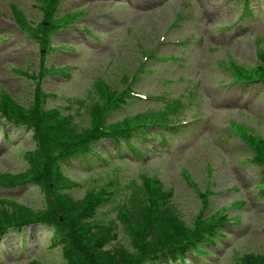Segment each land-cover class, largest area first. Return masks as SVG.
<instances>
[{
	"label": "rangeland",
	"instance_id": "1",
	"mask_svg": "<svg viewBox=\"0 0 264 264\" xmlns=\"http://www.w3.org/2000/svg\"><path fill=\"white\" fill-rule=\"evenodd\" d=\"M259 3L264 7V0L254 1L256 10ZM240 6L234 0H0V130L15 128L10 140L0 135V221L13 229L2 237L0 264H120L121 251L132 262L174 261L185 250L173 249L174 241L192 236L194 243L197 229L210 226L220 231L219 244L196 263L264 264V198L255 187L264 160L246 140L257 138L264 147V80L225 90L233 67L264 73V11L211 34L215 23L233 21ZM213 44L219 47L207 50ZM178 50L183 60L175 62ZM32 73L40 77L44 108L63 116L31 112ZM172 98L185 103L179 117H189L174 133L156 124ZM60 118L66 130L56 126ZM93 126L89 147L107 161L94 154L82 164L62 159L76 150L65 133ZM113 130L126 133L98 140ZM160 130L171 134L166 148L142 139ZM117 140H124V157L126 141L140 149L137 161L116 157ZM48 171L58 177L57 190L51 181L42 184ZM20 175L26 180L11 184ZM43 210L47 216L30 218ZM227 221L237 224H222ZM23 242L28 249L18 255ZM105 252L120 253L111 259Z\"/></svg>",
	"mask_w": 264,
	"mask_h": 264
},
{
	"label": "trees",
	"instance_id": "2",
	"mask_svg": "<svg viewBox=\"0 0 264 264\" xmlns=\"http://www.w3.org/2000/svg\"><path fill=\"white\" fill-rule=\"evenodd\" d=\"M243 1H244L243 14H245V15L241 16L239 20L243 19L244 17H248L254 13V10L250 9L248 6L250 0H243ZM20 22H21V24L18 22V25L20 27L27 28L23 21H20ZM227 26H229V25H226V28H227ZM217 28H220V26H218ZM177 59H179V57H177ZM232 72H233V79L235 81L256 82L257 80H260V81L264 80V73H262V71L258 70V68H256V70H252V71H244V70H241L239 67H233ZM59 73H61V72H59V71L55 72V74H59ZM261 74H263V75H261ZM30 76L35 80V90L33 92V97H32L33 98V108L31 109V112H32V110H35V112L40 113V114L45 113V116L47 115L48 117H50L51 112H54L55 116H57V117L63 116V115H60V112L57 109H45L44 108L43 97L45 96V93L41 90L40 81H38V78H40V77H37V74H33V73ZM83 104H85V103L83 100H81L79 102V106H81ZM182 105H183V109H184L185 105L183 103H181L177 98H172L171 100H169L167 102L166 106L161 110V115H156L157 118L162 119V120H160V122H158L156 124H159L162 128L169 130L171 132H175L181 128L186 127L188 123H183L182 122L183 117H179L181 111L183 110ZM18 107H19L18 111L23 110V108L21 106L18 105ZM14 108L17 111V107H14ZM176 112H178V113H176ZM15 120H18L17 117H15ZM21 120L23 122L22 124H25V125L28 124V122H26L24 119H21ZM49 121H52V120L50 119ZM63 122L64 121L60 118V121H58L56 123V126L61 127L64 130H66V124H63ZM193 122H196V121L193 120ZM17 123H21V122H16L15 125H17ZM13 127H15V126H13ZM125 130L129 131L127 128ZM14 131H15V128H12L7 132V130L4 128V126L1 125L0 134H1V136H3L4 141L10 140V134L14 133ZM126 131H121L119 133H116L113 130V131L107 133L106 135H103V136L98 135V140H101L103 138H109L113 135L117 136V134L118 135L125 134ZM93 132H95V134H97L96 128L94 126H93V128L85 129L83 132L81 131L79 135L75 134L73 131H71L70 134L65 133V135L71 137L70 142H72V144H74L76 146V148H75L76 150H74L73 152H70L66 155L63 154L61 156L62 159H66L67 157L70 156L69 158L71 160L75 159V160L79 161L80 164H82V161L88 162L90 160V155H93V154L98 155L96 153L95 149H92L89 147L91 144H94L93 143L94 141H96V139L93 137L94 136ZM166 136L167 135L163 133V130H160V133H158L156 135H152L151 137L150 136L149 137L143 136L142 139L151 138L153 140V142L158 144L157 146H161V147L166 148L167 147L166 146V139H167ZM126 138H128V137L126 136ZM125 140H128V139H125ZM246 140L248 141V143L253 144L254 150L264 160V153H263V149H262V147H263L262 140L259 141L257 138L251 139V137H247ZM142 141L144 142V140H142ZM115 142H116L115 154H116L117 158L121 157L124 160L131 159V160L137 161L136 159H138L139 156L141 155L140 149H138V147L135 148L134 145H130V141H128V142L126 141V144L129 146V151H127L128 157L127 156L124 157V156H122V152H121L124 140H122V141L117 140ZM260 144H261V146H260ZM155 152H156L155 150L152 151V153H155ZM106 154L108 155V153H106ZM98 158L101 161L102 160L104 162L107 161V159H106L107 157L105 158L102 155H98ZM50 165H52V164H50ZM51 175H52V177L50 178ZM47 176L45 178L41 177L42 184H45L47 186V184L51 181L52 188L57 190L59 188V186H58L59 182H58L57 175L53 172L48 171ZM25 180H26V178L22 177V175H20L17 177H13L11 184H19L20 182H23ZM255 182H256L255 187L258 188L257 189L258 193H260L262 195V198H264V173L261 176H259L258 178H255ZM47 190H48V188H47ZM47 212H48L47 210H43L37 215H31L30 218L39 219V217L45 213H46L45 216H47L48 215ZM19 218H22V217H19ZM22 220L23 219H18V221H22ZM233 222H235V221H227V222H223L222 224H232ZM233 224H237V223H233ZM4 227H6V224L4 222L0 221V253H2V250H1V244H2L1 240L3 239L2 237L7 235L10 232V230H13V229L7 228V227L5 229ZM86 227H88V229H89L92 226L90 224H88ZM210 227H205L204 229L203 228L197 229L198 230L197 232L201 233L198 237V238H200L199 240L202 242H206V243H202V242L200 243L198 239L193 243V241H191V238H193L192 236L187 237V239H183V237H182L181 239L174 241L172 248L175 250H177L180 245L185 246L184 247L185 250H183V249L181 250V258H178L176 255H174L173 256L174 261H172L167 255H166L167 256L166 260H160V259L159 260L158 259H153V260L146 259L145 260L139 254L138 257H141V259L138 260L137 262L136 261L132 262L134 260V258L131 255H129L127 252L121 251V253H123V257L120 258L121 259L120 264H173L176 261H178V264H198V263H196V258H199V256H204L202 258L209 259L210 257H212V253H215L213 251V247L215 245L219 244V242L216 240V238H217L216 236H220L219 235L220 231L219 230L217 231V229L216 230L214 229L213 231H211ZM22 230L23 229H19L18 231H22ZM71 230L74 231L75 227H71ZM35 233L37 235V233H39V231L35 230ZM76 233H78V232H76ZM76 238H77V236H76ZM221 239H223V238H221ZM71 243H72V241L70 242V244ZM201 244H205L206 246H209V248L204 247ZM18 248H20L19 250H17V251H19L17 253L18 255L25 254L27 249H28V247L26 246V244L24 242L22 243L21 247H18ZM119 253L120 252H117L116 254H109V253L105 252V254L110 256L111 259L115 258V256H118ZM185 253L189 254L188 259H186L184 257ZM14 254L17 255L16 252ZM204 254H209V256H206ZM154 257L155 256L151 257V255H150V257H148V258H154ZM83 264H91V263H89V261L87 259L86 262H83Z\"/></svg>",
	"mask_w": 264,
	"mask_h": 264
}]
</instances>
